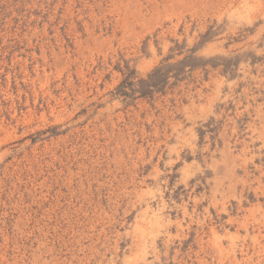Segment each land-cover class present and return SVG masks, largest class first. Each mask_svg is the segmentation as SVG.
Returning a JSON list of instances; mask_svg holds the SVG:
<instances>
[{
    "label": "rangeland",
    "instance_id": "374dc122",
    "mask_svg": "<svg viewBox=\"0 0 264 264\" xmlns=\"http://www.w3.org/2000/svg\"><path fill=\"white\" fill-rule=\"evenodd\" d=\"M0 264H264V0H0Z\"/></svg>",
    "mask_w": 264,
    "mask_h": 264
},
{
    "label": "trees",
    "instance_id": "16d2710c",
    "mask_svg": "<svg viewBox=\"0 0 264 264\" xmlns=\"http://www.w3.org/2000/svg\"><path fill=\"white\" fill-rule=\"evenodd\" d=\"M155 73H156V71H154L152 74H149V75H148V79H152L153 76L155 75Z\"/></svg>",
    "mask_w": 264,
    "mask_h": 264
}]
</instances>
